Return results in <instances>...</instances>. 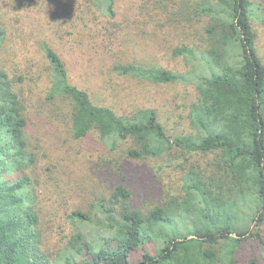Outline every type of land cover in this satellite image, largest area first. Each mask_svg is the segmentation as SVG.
<instances>
[{"label":"trees","instance_id":"trees-1","mask_svg":"<svg viewBox=\"0 0 264 264\" xmlns=\"http://www.w3.org/2000/svg\"><path fill=\"white\" fill-rule=\"evenodd\" d=\"M103 1L106 13L88 0L17 1L23 14L15 27L23 43L15 56L24 70L22 76L29 78L30 92L38 94L43 88L46 98L70 104L68 126L73 139L87 138L96 129L111 149L131 141L134 145L128 147L127 155L133 159H168L175 149L219 150L221 155L212 165L219 172L206 173L207 179L199 173L190 175L182 198H172L146 215L131 208L130 191L118 185L111 196L116 208L105 207L104 202L100 206L115 222L112 226L123 229V242L118 249H112L107 244L83 240L92 259L82 264H134L130 262L131 252L164 234L169 236L168 241L158 244L153 253H144L138 264H212L217 260L237 264L235 254L253 236L264 252V234L259 231L264 222V63L252 26V20L264 22L263 5L251 0H222L228 7L225 17L208 28L216 40L207 49L210 72L197 74L193 67L179 72L135 62L106 64L103 38L130 25L150 27L151 12L156 9L150 8V0ZM5 22L0 11V174L22 170L35 162L26 135L27 108L2 60L7 37L11 36ZM189 49L178 47L174 53L179 55ZM40 57L50 69L48 82L40 70L43 66H37L35 61ZM116 76L155 83H194L196 106L202 116L216 117L221 126L207 137H171L154 107L139 108L126 115L95 102L89 84L115 83ZM236 96L247 100V113L235 106ZM248 124H252L253 131L247 141L233 143L225 138V133L238 132ZM224 176L230 179L227 197L218 192L225 185ZM35 198L26 175L0 183V264H50L39 244ZM70 217L81 222L90 219L81 211ZM246 221L257 230L244 229ZM180 223L189 227H181ZM221 242L224 246L219 253L213 247Z\"/></svg>","mask_w":264,"mask_h":264},{"label":"rangeland","instance_id":"rangeland-1","mask_svg":"<svg viewBox=\"0 0 264 264\" xmlns=\"http://www.w3.org/2000/svg\"><path fill=\"white\" fill-rule=\"evenodd\" d=\"M17 1L0 0V11L11 35L7 37L2 60L27 108L29 125L26 135L35 162L22 170L3 172L0 183L28 176L30 189L36 197L39 244L50 264H82L92 259L84 241L107 244L112 249H118L123 242V229L119 226L114 228L115 222L109 218L110 214L104 213L100 206L104 202L105 207L116 208L111 196L118 185H124L130 191L131 208L146 215L152 208L164 205L172 198H182L190 175L199 173L207 179L206 173L213 175L219 172L215 167L212 169V165L217 164L221 153L219 150L185 152L175 149L168 159L165 156L133 159L127 155L128 147L134 145L131 141L111 149L100 139L96 129L87 138L73 139L68 126L70 104L46 98L43 88L38 90V94L30 92L29 78L22 76L24 70L16 62L15 55L19 54L23 43L15 27L23 14ZM88 1L107 12L103 0ZM251 1L264 7V0ZM139 6L143 7L141 1ZM149 6L156 9L151 12L150 27L130 25L103 38L101 45L107 53L106 64L135 62L179 72L193 67L197 74H208L210 67L207 61L211 58L207 49L216 41L208 28L225 17L228 11L226 4L222 0H150ZM252 26L256 48L264 63V22L252 20ZM178 47L190 49L176 55L174 50ZM35 61L37 66H43L40 70L48 82L50 69L47 61L42 57ZM89 86L95 102L107 104L119 114L129 115L139 108L154 107L171 137L196 134L207 137L221 126L216 117L202 116L196 106L198 93L194 83H155L116 76L115 83ZM235 99V106L247 113V100L237 96ZM262 112L264 114V101ZM252 131V124H248L238 132L225 133V138L233 143L240 139L247 141ZM224 177L225 185L218 192L226 196L230 191V179ZM75 211L89 214L90 219L82 222L72 219L70 214ZM115 218L118 220L119 216ZM180 226L189 227L186 223H180ZM243 228L257 230L249 221L243 224ZM259 231L264 234V222ZM168 238L164 234L158 240L146 242L131 252L130 262L138 264L144 253H153L155 247L164 245ZM222 243L213 247L219 253L224 246ZM235 255L237 264H264V252L255 236L245 240ZM212 264L222 262L217 260Z\"/></svg>","mask_w":264,"mask_h":264}]
</instances>
